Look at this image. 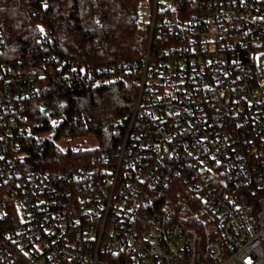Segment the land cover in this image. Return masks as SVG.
Here are the masks:
<instances>
[{
    "label": "built area",
    "instance_id": "1",
    "mask_svg": "<svg viewBox=\"0 0 264 264\" xmlns=\"http://www.w3.org/2000/svg\"><path fill=\"white\" fill-rule=\"evenodd\" d=\"M138 26L143 56L95 74L137 91L117 152L31 174L21 141L48 56L5 59L0 28V218L23 216L0 264H264V0H153Z\"/></svg>",
    "mask_w": 264,
    "mask_h": 264
},
{
    "label": "trees",
    "instance_id": "2",
    "mask_svg": "<svg viewBox=\"0 0 264 264\" xmlns=\"http://www.w3.org/2000/svg\"><path fill=\"white\" fill-rule=\"evenodd\" d=\"M146 1L153 3V0H0L3 57L34 65L48 56L39 93L27 100L28 123L33 130L21 141L26 173L76 170L94 165L95 156L111 157L117 152L122 136L114 125L120 120L126 122L132 114L137 91L119 82L98 85L95 74L102 66L121 65L143 56L150 27L141 28L138 23L140 6ZM56 57L75 60L84 66V73L69 76L67 64L58 65ZM50 131H54V140L43 142L37 138ZM90 134L97 139V147L93 149L79 144L63 149L55 142L69 143ZM6 191L1 186L0 196ZM19 221V209L15 204L9 205L6 215L0 218V245H9L5 233Z\"/></svg>",
    "mask_w": 264,
    "mask_h": 264
},
{
    "label": "rangeland",
    "instance_id": "3",
    "mask_svg": "<svg viewBox=\"0 0 264 264\" xmlns=\"http://www.w3.org/2000/svg\"><path fill=\"white\" fill-rule=\"evenodd\" d=\"M139 12H140L141 21L146 22V23L150 22L151 13H152V5L148 1L144 2L140 6ZM53 135H54V131H50V132H45L41 135H38L37 138L40 141L44 142L46 139L54 140ZM55 142L59 147L63 149H67L68 147H76L77 144H79L82 148H85V149H93L97 147V139L91 134L84 136L80 139L74 140L72 142H69V143H66L64 141H55ZM19 214H20V218L23 219L22 212L20 210H19Z\"/></svg>",
    "mask_w": 264,
    "mask_h": 264
}]
</instances>
